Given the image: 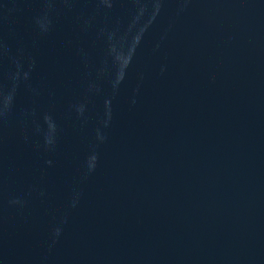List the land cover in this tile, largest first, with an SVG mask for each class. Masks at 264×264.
<instances>
[{"label": "water", "instance_id": "obj_1", "mask_svg": "<svg viewBox=\"0 0 264 264\" xmlns=\"http://www.w3.org/2000/svg\"><path fill=\"white\" fill-rule=\"evenodd\" d=\"M0 264H264V0H0Z\"/></svg>", "mask_w": 264, "mask_h": 264}]
</instances>
